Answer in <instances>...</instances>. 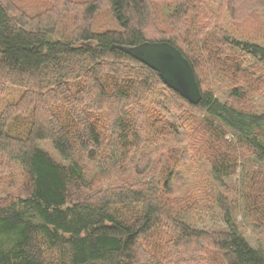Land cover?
I'll list each match as a JSON object with an SVG mask.
<instances>
[{
	"label": "trees",
	"instance_id": "trees-1",
	"mask_svg": "<svg viewBox=\"0 0 264 264\" xmlns=\"http://www.w3.org/2000/svg\"><path fill=\"white\" fill-rule=\"evenodd\" d=\"M40 1L0 0V264H264V0ZM144 40L197 104L113 47Z\"/></svg>",
	"mask_w": 264,
	"mask_h": 264
},
{
	"label": "water",
	"instance_id": "water-1",
	"mask_svg": "<svg viewBox=\"0 0 264 264\" xmlns=\"http://www.w3.org/2000/svg\"><path fill=\"white\" fill-rule=\"evenodd\" d=\"M131 57L157 71L162 81L192 104L201 99V90L193 67L174 44L162 40H144L134 45L113 44Z\"/></svg>",
	"mask_w": 264,
	"mask_h": 264
},
{
	"label": "rangeland",
	"instance_id": "rangeland-1",
	"mask_svg": "<svg viewBox=\"0 0 264 264\" xmlns=\"http://www.w3.org/2000/svg\"><path fill=\"white\" fill-rule=\"evenodd\" d=\"M16 4L19 6V8H21L22 10H25L26 12L29 13H33L35 11H37V9L39 8L40 5L43 4L42 1L40 0H15ZM100 21L102 23V27L104 28L105 26H112V20H110V16L109 14L103 13L100 16ZM247 25H249V23H246ZM251 24V22H250ZM69 22L68 21H63L62 23L59 24L57 31L55 32L54 36L56 38H61V39H68L69 34L71 33V28L69 27ZM71 35V34H70ZM70 37V36H69ZM252 38V37H251ZM223 91H220V94H222ZM20 94V90L17 88H12V87H8L3 96L0 97V106L3 102H9L12 101L14 98L17 97V95ZM40 145L46 149L48 152H50L54 158L59 160V155L58 153L52 148V146L50 145V143L48 141H41ZM2 179H0V186H2L3 188H6V183L7 182V178H3V181H1ZM179 191V190H178ZM190 191V190H189ZM181 192H177V194L175 196H177L178 194H180ZM180 198V197H179ZM178 200H184V198H180ZM190 197L187 198V200H184V202H180L182 206H189L190 205ZM236 218L237 219H242L243 216V212L242 211H238L236 213ZM193 220H195V218H193ZM203 220L199 221L198 223L201 224ZM221 224V221L218 219L217 221H215L214 219H210L207 221V225L208 226H216ZM244 228L246 229V236L247 238L250 240V242L255 245L256 242V238L259 237L257 235H252L250 234L251 232V227L250 226H244Z\"/></svg>",
	"mask_w": 264,
	"mask_h": 264
}]
</instances>
